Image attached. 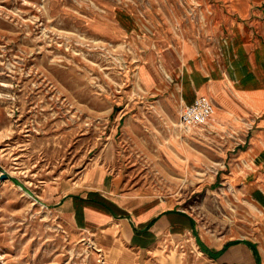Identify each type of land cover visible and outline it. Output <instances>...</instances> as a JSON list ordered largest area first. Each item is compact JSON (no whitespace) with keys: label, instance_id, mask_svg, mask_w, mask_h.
<instances>
[{"label":"rangeland","instance_id":"1","mask_svg":"<svg viewBox=\"0 0 264 264\" xmlns=\"http://www.w3.org/2000/svg\"><path fill=\"white\" fill-rule=\"evenodd\" d=\"M198 3L0 0V264H196L192 230L137 250L57 201L105 178L114 193L176 199L205 236L255 234L244 185L259 177V150H242L244 131L225 140L206 129L217 109L181 129L179 70L157 60L201 20ZM154 86L163 95H148Z\"/></svg>","mask_w":264,"mask_h":264},{"label":"crops","instance_id":"2","mask_svg":"<svg viewBox=\"0 0 264 264\" xmlns=\"http://www.w3.org/2000/svg\"><path fill=\"white\" fill-rule=\"evenodd\" d=\"M198 1L201 20L196 15L155 55L162 64L179 70V92L185 102L199 94L211 96L218 113L214 125L206 129L225 140L244 131L241 143L248 145L242 150H259V177L244 185L245 200L254 207L245 217L256 225L255 234L246 239L205 236L198 232L196 216L176 199L143 191L114 193L103 187L106 178L99 186L90 182L88 190L57 201L75 221L78 217L81 224L103 230L104 238L115 232V241L130 248L145 250L166 234L192 230L199 252L196 264H264V0ZM142 76L149 83V74ZM147 88L148 95H163L161 86ZM127 128L132 132L131 122Z\"/></svg>","mask_w":264,"mask_h":264},{"label":"built area","instance_id":"3","mask_svg":"<svg viewBox=\"0 0 264 264\" xmlns=\"http://www.w3.org/2000/svg\"><path fill=\"white\" fill-rule=\"evenodd\" d=\"M217 106L208 94H199L192 102L184 103L180 111L179 127L185 131H193L206 124L215 113Z\"/></svg>","mask_w":264,"mask_h":264},{"label":"bare ground","instance_id":"4","mask_svg":"<svg viewBox=\"0 0 264 264\" xmlns=\"http://www.w3.org/2000/svg\"><path fill=\"white\" fill-rule=\"evenodd\" d=\"M213 116V115H212ZM212 116H211V118H212ZM211 118L208 120V122L206 123V124H203V125H201V126H206V125H208L210 122H211ZM201 132V131H200ZM203 132V131H202ZM91 175V171H89V169L88 170H86L85 171V173H84V177H86V178H88L89 176ZM231 221H234V219L231 217V218H229ZM200 250V249H199ZM202 250V249H201ZM241 254V253H240ZM242 256V255H241ZM235 257V256H234ZM238 258V257H237ZM239 261V260H238ZM249 263V262H248ZM245 264V263H244Z\"/></svg>","mask_w":264,"mask_h":264},{"label":"water","instance_id":"5","mask_svg":"<svg viewBox=\"0 0 264 264\" xmlns=\"http://www.w3.org/2000/svg\"><path fill=\"white\" fill-rule=\"evenodd\" d=\"M2 177H4V178H5V177H8V174H7L6 172H3V173H2Z\"/></svg>","mask_w":264,"mask_h":264}]
</instances>
